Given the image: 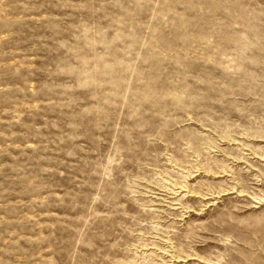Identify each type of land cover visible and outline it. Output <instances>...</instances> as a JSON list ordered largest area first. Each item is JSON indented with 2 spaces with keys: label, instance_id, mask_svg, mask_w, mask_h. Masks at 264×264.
<instances>
[{
  "label": "rangeland",
  "instance_id": "374dc122",
  "mask_svg": "<svg viewBox=\"0 0 264 264\" xmlns=\"http://www.w3.org/2000/svg\"><path fill=\"white\" fill-rule=\"evenodd\" d=\"M0 264H264V0H0Z\"/></svg>",
  "mask_w": 264,
  "mask_h": 264
},
{
  "label": "bare ground",
  "instance_id": "6f19581e",
  "mask_svg": "<svg viewBox=\"0 0 264 264\" xmlns=\"http://www.w3.org/2000/svg\"><path fill=\"white\" fill-rule=\"evenodd\" d=\"M226 168V167H225ZM227 169V168H226ZM219 170V169H218ZM226 171H228V170H226ZM222 172H225L224 170L222 171ZM211 173V172H210ZM224 176H226V175H224ZM186 180V179H185ZM187 181V180H186ZM182 184V183H181ZM181 188H187L186 186H183V187H181ZM178 189V187L176 188V190ZM181 190V189H180ZM182 191V190H181ZM173 192V191H172ZM187 192V191H186ZM223 192V191H222ZM218 194V193H217ZM175 195V194H174ZM212 196L214 195V193H212L211 194ZM219 195V194H218ZM211 196V197H212ZM213 198V197H212ZM203 200V199H202ZM171 205V204H170ZM182 208V207H181ZM174 257V256H173ZM184 259V258H183ZM187 259H188V257H187ZM174 260V259H173Z\"/></svg>",
  "mask_w": 264,
  "mask_h": 264
}]
</instances>
